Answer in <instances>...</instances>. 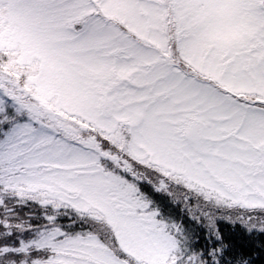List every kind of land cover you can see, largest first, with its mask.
Instances as JSON below:
<instances>
[{"label": "snow or ice", "instance_id": "6c2138e0", "mask_svg": "<svg viewBox=\"0 0 264 264\" xmlns=\"http://www.w3.org/2000/svg\"><path fill=\"white\" fill-rule=\"evenodd\" d=\"M0 264H264V0H0Z\"/></svg>", "mask_w": 264, "mask_h": 264}]
</instances>
